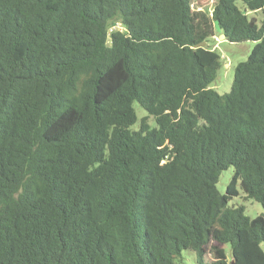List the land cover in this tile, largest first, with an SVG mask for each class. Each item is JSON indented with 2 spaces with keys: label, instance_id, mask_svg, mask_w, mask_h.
<instances>
[{
  "label": "trees",
  "instance_id": "16d2710c",
  "mask_svg": "<svg viewBox=\"0 0 264 264\" xmlns=\"http://www.w3.org/2000/svg\"><path fill=\"white\" fill-rule=\"evenodd\" d=\"M201 1L0 0V264H264V0Z\"/></svg>",
  "mask_w": 264,
  "mask_h": 264
},
{
  "label": "rangeland",
  "instance_id": "374dc122",
  "mask_svg": "<svg viewBox=\"0 0 264 264\" xmlns=\"http://www.w3.org/2000/svg\"><path fill=\"white\" fill-rule=\"evenodd\" d=\"M214 3L215 0H202L198 4H194V6L200 9L211 11V8ZM253 14H255L256 17H259L260 19V13ZM209 45L219 53L222 62V65L217 71L215 79L209 84V87L215 89L218 93L222 94L229 91L235 65L238 62L244 61L247 58L250 50L254 45V42L244 41L240 43H230L224 38L214 36L209 40ZM133 107L138 119L146 115V112L137 104H134ZM148 119V122L150 124L154 123L150 117ZM134 127H136V125ZM232 170V167L229 166L227 169L223 170L220 173L218 181L216 183V187L219 192H224L226 184L228 183L232 175ZM228 205H242L244 208V213L250 217L259 215L262 212L260 204L253 199L244 198V193L239 187L238 195L232 197L229 200ZM260 247L264 251V242H261ZM224 248L226 251L227 259H229L228 245H225ZM178 264H197L195 261L194 252L190 250H183L178 260Z\"/></svg>",
  "mask_w": 264,
  "mask_h": 264
},
{
  "label": "water",
  "instance_id": "95a60500",
  "mask_svg": "<svg viewBox=\"0 0 264 264\" xmlns=\"http://www.w3.org/2000/svg\"><path fill=\"white\" fill-rule=\"evenodd\" d=\"M214 26H215V30H216V32L219 33L218 36H219L220 38H224V35L220 33V27H219L217 21H214ZM204 44H205L204 42H201V43L198 44V45H204Z\"/></svg>",
  "mask_w": 264,
  "mask_h": 264
}]
</instances>
